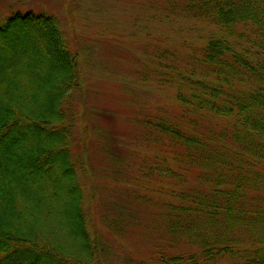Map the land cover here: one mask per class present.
I'll use <instances>...</instances> for the list:
<instances>
[{"label":"trees","instance_id":"obj_1","mask_svg":"<svg viewBox=\"0 0 264 264\" xmlns=\"http://www.w3.org/2000/svg\"><path fill=\"white\" fill-rule=\"evenodd\" d=\"M149 1L122 193L150 210L161 244L130 255L264 264V0ZM18 2L0 0V264H79L56 249L67 238L86 257L101 238L77 167L104 132L79 95L82 45L56 13Z\"/></svg>","mask_w":264,"mask_h":264},{"label":"rangeland","instance_id":"obj_2","mask_svg":"<svg viewBox=\"0 0 264 264\" xmlns=\"http://www.w3.org/2000/svg\"><path fill=\"white\" fill-rule=\"evenodd\" d=\"M18 1L23 2L21 7L25 9L32 7L56 13L69 35L82 45L80 48L87 60V86L79 95L87 106L88 116L104 132H96L102 135L100 139L96 134L91 137L89 156L84 155L85 161L77 167L86 196L87 227L91 232L97 228L101 238L86 257L67 238L61 240V248L56 251L69 263L77 260L79 264H139L132 259L130 248L143 251L161 244L156 238V223L150 210L140 200L122 193V181L132 161V152L126 145L135 144L137 137L127 91L137 87L136 67L147 49L143 45L149 30L145 9L150 1L75 0L72 7L64 5V0H11L15 5H19ZM140 92L133 91V95L142 98L150 95ZM74 94L72 100H79L77 92ZM71 131L72 139L79 136L77 130ZM65 209L62 205V218H65ZM38 228L43 239H51L52 229L47 232L45 226Z\"/></svg>","mask_w":264,"mask_h":264}]
</instances>
